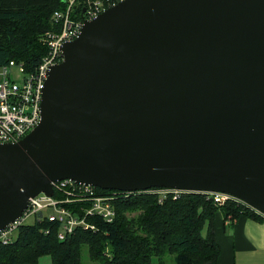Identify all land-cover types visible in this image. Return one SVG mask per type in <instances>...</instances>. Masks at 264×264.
Wrapping results in <instances>:
<instances>
[{"label": "water", "instance_id": "obj_1", "mask_svg": "<svg viewBox=\"0 0 264 264\" xmlns=\"http://www.w3.org/2000/svg\"><path fill=\"white\" fill-rule=\"evenodd\" d=\"M61 50L39 123L0 143V230L61 179L264 214V0H122Z\"/></svg>", "mask_w": 264, "mask_h": 264}, {"label": "trees", "instance_id": "obj_2", "mask_svg": "<svg viewBox=\"0 0 264 264\" xmlns=\"http://www.w3.org/2000/svg\"><path fill=\"white\" fill-rule=\"evenodd\" d=\"M67 4L68 0H0V65L10 59L22 61L27 70L37 65L47 49L40 37L52 28L54 11ZM81 13L82 0H75L73 16L80 18ZM116 195L111 222L90 218L96 230L76 229L60 240L55 222L19 226L11 243H0V264H38L46 254L51 264H82V245L95 264H217L214 214L221 210L230 219L241 215L261 219L247 205L231 201L218 205L202 192L183 191L175 198L167 194L161 201L151 191Z\"/></svg>", "mask_w": 264, "mask_h": 264}, {"label": "built area", "instance_id": "obj_3", "mask_svg": "<svg viewBox=\"0 0 264 264\" xmlns=\"http://www.w3.org/2000/svg\"><path fill=\"white\" fill-rule=\"evenodd\" d=\"M122 0H82L81 17L73 16L75 0H68L64 10L54 11L53 26L44 32L40 40L47 47L40 62L27 70L22 61L10 59L0 65V143L16 142L31 131L40 121V102L47 72L51 66L63 59L61 47L64 42L75 39L82 28L84 20L95 18L106 8ZM52 195L38 193L28 197L27 206L21 215L0 230V243H11L16 231L23 224L37 221H52L58 224V238L67 239L76 229L96 230L97 225L90 218H101L111 222L115 216L114 200L117 195L106 194L96 186L61 179L51 182ZM159 195L160 200L167 194L175 198L187 190L173 188H150ZM124 192V191H118ZM205 193L216 204L223 205L231 201L247 205L243 200L217 191H199ZM253 209L262 218L264 214ZM47 232V231H46Z\"/></svg>", "mask_w": 264, "mask_h": 264}, {"label": "crops", "instance_id": "obj_4", "mask_svg": "<svg viewBox=\"0 0 264 264\" xmlns=\"http://www.w3.org/2000/svg\"><path fill=\"white\" fill-rule=\"evenodd\" d=\"M214 214L212 227L220 252L217 264H264V218Z\"/></svg>", "mask_w": 264, "mask_h": 264}, {"label": "rangeland", "instance_id": "obj_5", "mask_svg": "<svg viewBox=\"0 0 264 264\" xmlns=\"http://www.w3.org/2000/svg\"><path fill=\"white\" fill-rule=\"evenodd\" d=\"M202 234H205V230L202 231ZM81 263L82 264H95L88 257V249L86 245L81 247ZM38 264H51L50 255H42L39 257Z\"/></svg>", "mask_w": 264, "mask_h": 264}]
</instances>
